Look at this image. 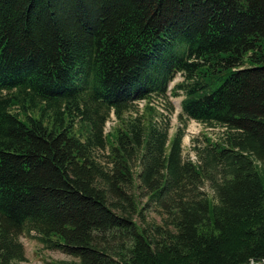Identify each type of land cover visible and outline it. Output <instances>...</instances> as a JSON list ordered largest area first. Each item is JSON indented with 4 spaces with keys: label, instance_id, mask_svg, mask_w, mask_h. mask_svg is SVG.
Masks as SVG:
<instances>
[{
    "label": "trees",
    "instance_id": "obj_1",
    "mask_svg": "<svg viewBox=\"0 0 264 264\" xmlns=\"http://www.w3.org/2000/svg\"><path fill=\"white\" fill-rule=\"evenodd\" d=\"M179 95L222 129L195 159ZM30 232L77 259L47 264H264V0H0V264Z\"/></svg>",
    "mask_w": 264,
    "mask_h": 264
},
{
    "label": "rangeland",
    "instance_id": "obj_2",
    "mask_svg": "<svg viewBox=\"0 0 264 264\" xmlns=\"http://www.w3.org/2000/svg\"><path fill=\"white\" fill-rule=\"evenodd\" d=\"M180 80V75H176L174 78V81L170 83L172 86L174 82ZM182 96H170V101L173 104V109L171 112L166 111L161 105H158L159 110L163 111L165 114H168L169 116V134L170 136L173 135L177 127L182 126L183 121H185L184 126V136L182 139V149H183V155L185 157H189L190 159H195L194 153L191 150L192 142L194 138L201 139L203 134L209 136L213 140L219 139L222 134V129L218 127H207L202 125L201 123L187 119L186 117H183L182 120L179 118L180 113V100ZM141 106V105H140ZM113 119V118H112ZM113 120H110L106 123V131L110 128V126L113 124ZM149 218H155L159 220L158 216H154L153 214H150L148 216ZM35 233H24L20 236V241L24 245L25 249V260L21 261L17 264H47L49 261H77L76 258L72 256H68L64 254L63 252L59 250H49L45 249L35 238ZM251 264V263H250Z\"/></svg>",
    "mask_w": 264,
    "mask_h": 264
}]
</instances>
